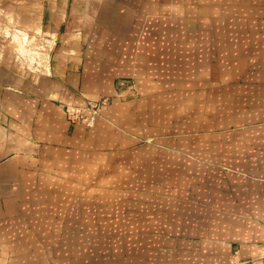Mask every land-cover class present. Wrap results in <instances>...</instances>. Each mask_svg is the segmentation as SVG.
<instances>
[{"label":"crops","instance_id":"1","mask_svg":"<svg viewBox=\"0 0 264 264\" xmlns=\"http://www.w3.org/2000/svg\"><path fill=\"white\" fill-rule=\"evenodd\" d=\"M43 6L53 61L0 77V264L88 245L122 264H264V0ZM102 96L93 126L69 123L65 106Z\"/></svg>","mask_w":264,"mask_h":264},{"label":"rangeland","instance_id":"2","mask_svg":"<svg viewBox=\"0 0 264 264\" xmlns=\"http://www.w3.org/2000/svg\"><path fill=\"white\" fill-rule=\"evenodd\" d=\"M43 1L0 0V77L5 82L11 73L28 77L44 72L62 43L54 35L60 24L46 21ZM69 258L66 264H122L114 261L117 256L108 247L96 245L83 247L81 254Z\"/></svg>","mask_w":264,"mask_h":264},{"label":"built area","instance_id":"3","mask_svg":"<svg viewBox=\"0 0 264 264\" xmlns=\"http://www.w3.org/2000/svg\"><path fill=\"white\" fill-rule=\"evenodd\" d=\"M111 103V98L102 96L86 99L81 107L65 106L64 112L69 123H82L87 127L94 125L101 111Z\"/></svg>","mask_w":264,"mask_h":264}]
</instances>
